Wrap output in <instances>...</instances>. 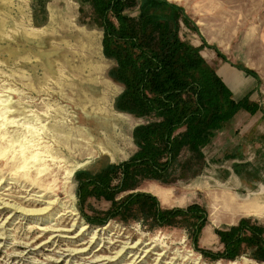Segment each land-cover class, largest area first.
I'll return each mask as SVG.
<instances>
[{"label":"rangeland","instance_id":"374dc122","mask_svg":"<svg viewBox=\"0 0 264 264\" xmlns=\"http://www.w3.org/2000/svg\"><path fill=\"white\" fill-rule=\"evenodd\" d=\"M169 1L195 27L184 26L183 37L203 45L213 67H232L218 73L235 98L249 94L260 107L240 111L217 133L199 175L169 184L147 179L135 190L154 193L164 209L198 204L205 222L180 215L159 223L139 206L115 215L112 200L81 199L76 173L128 160L143 119L115 107L123 86L109 75L115 62L104 55L90 7L82 13L78 0H0V264H264L252 253L213 260L199 250L222 251L216 229L242 218L264 226V0ZM232 196H257L258 209L228 212L238 205Z\"/></svg>","mask_w":264,"mask_h":264},{"label":"trees","instance_id":"16d2710c","mask_svg":"<svg viewBox=\"0 0 264 264\" xmlns=\"http://www.w3.org/2000/svg\"><path fill=\"white\" fill-rule=\"evenodd\" d=\"M78 2L82 13L86 6L91 8L92 21L103 30L104 55L115 62L109 75L123 86L115 99L116 109L143 119L133 130L138 150L128 160L111 163L95 174L76 173L81 199L95 194L112 200L115 215L139 206L159 223L180 215L204 221L205 211L198 204L164 209L153 193L135 190L147 179L169 184L199 175L205 165V147L240 111L255 114L259 104L249 94L236 99L223 75L203 56V45L183 37L184 26L195 29L183 6L169 0ZM132 9H137L136 16L128 13ZM217 54L225 59L220 51ZM240 68L257 76L252 69ZM117 177L120 182L115 186ZM130 190L134 192L120 202L115 200L116 193ZM198 226L196 246L201 223ZM216 233L224 249L200 248L205 256L235 259L252 253L264 261V226L242 218Z\"/></svg>","mask_w":264,"mask_h":264},{"label":"crops","instance_id":"0c3cea01","mask_svg":"<svg viewBox=\"0 0 264 264\" xmlns=\"http://www.w3.org/2000/svg\"><path fill=\"white\" fill-rule=\"evenodd\" d=\"M218 65V64H217ZM220 67V68H219ZM223 68H228V69H230V70H232L233 71V69H231L232 67L230 66V65H228V64H225V65H218V66H216V69L218 70V72L220 71V70H222ZM235 118V117H234ZM154 194V193H153ZM155 195V194H154ZM157 196V195H156ZM158 197V196H157ZM233 197V202H237L238 203V205H236V204H233V208H232V211L230 210H228V212H231V213H246V212H248V211H253V210H257L258 209V205L256 204V201L257 200H259V198L256 196V197H254V198H252V199H248L246 202L244 201V202H241V199L240 198H238V197H236V196H232ZM219 202H221V198H219V200H218ZM239 201V202H238Z\"/></svg>","mask_w":264,"mask_h":264},{"label":"bare ground","instance_id":"6f19581e","mask_svg":"<svg viewBox=\"0 0 264 264\" xmlns=\"http://www.w3.org/2000/svg\"><path fill=\"white\" fill-rule=\"evenodd\" d=\"M50 204V203H49ZM48 208L49 207H45V208H42V209H37V210H26V209H24V210H26L25 212H27V213H31V214H33V213H38V214H42V213H44V212H46L47 210H48ZM134 247H136V246H133V248ZM132 264V263H131ZM135 264V263H134Z\"/></svg>","mask_w":264,"mask_h":264}]
</instances>
